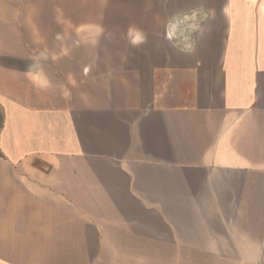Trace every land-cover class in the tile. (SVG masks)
Here are the masks:
<instances>
[{"label": "crops", "instance_id": "crops-1", "mask_svg": "<svg viewBox=\"0 0 264 264\" xmlns=\"http://www.w3.org/2000/svg\"><path fill=\"white\" fill-rule=\"evenodd\" d=\"M106 4L0 0V264H264V0ZM201 5L196 52L169 47Z\"/></svg>", "mask_w": 264, "mask_h": 264}, {"label": "clouds", "instance_id": "clouds-1", "mask_svg": "<svg viewBox=\"0 0 264 264\" xmlns=\"http://www.w3.org/2000/svg\"><path fill=\"white\" fill-rule=\"evenodd\" d=\"M212 16L213 13L202 5L188 10H178L166 18L162 38L172 49L191 55L205 39L206 32L209 31L207 21ZM129 39L133 45H140L146 41V36L143 31L132 28L129 31ZM49 58L47 50L41 51L39 57H31L34 62L29 65L28 70V74L35 76L37 83L45 89L52 87L51 81L37 61H47ZM51 59L55 60L56 57L51 56ZM258 247L260 248L259 245ZM257 261L258 258L254 259L253 264H257Z\"/></svg>", "mask_w": 264, "mask_h": 264}, {"label": "rangeland", "instance_id": "rangeland-1", "mask_svg": "<svg viewBox=\"0 0 264 264\" xmlns=\"http://www.w3.org/2000/svg\"><path fill=\"white\" fill-rule=\"evenodd\" d=\"M79 1L80 0H78V3ZM98 2L100 3L98 4ZM106 2L107 0H83V2L81 0L82 4H76V0H36V5L32 8H35L37 15L50 13L52 17L60 12H67L68 14L78 12L83 15V23H88L90 22L88 18L97 17L98 14L108 12V5ZM116 8H119L117 11L122 12V5L118 4ZM71 17L74 18L75 16L72 15ZM40 23L42 24L43 22ZM73 23H75V21H73Z\"/></svg>", "mask_w": 264, "mask_h": 264}]
</instances>
